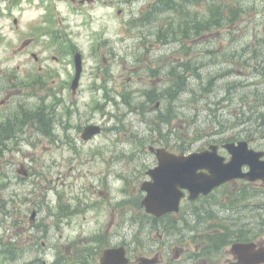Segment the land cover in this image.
<instances>
[{"label": "rangeland", "instance_id": "rangeland-1", "mask_svg": "<svg viewBox=\"0 0 264 264\" xmlns=\"http://www.w3.org/2000/svg\"><path fill=\"white\" fill-rule=\"evenodd\" d=\"M66 1L57 0L55 2L57 32H66L70 38V46L76 47V50L82 52L84 69L77 95L73 96L70 92H65L61 114L70 113L71 116L73 115L72 121L74 124L76 123L75 126L82 127L89 123H98L105 126L106 132L93 141L84 143L78 136L77 129L73 128L70 135L72 143L73 145L79 144L80 147L71 150L55 149L52 146H65L62 131L57 132L56 136L41 134L38 137L39 147L36 151L26 150L27 146H25L21 153L8 154L15 158L14 166L8 169L9 175L16 172V168L20 166L21 162L26 166L34 163V166H39L40 171L44 174L40 178L42 181L40 185L38 178L33 177L36 182L30 180L27 183L12 184L6 189L3 187L5 180L2 172L7 170L0 172V213L3 208L2 203H5L4 200H7V206L5 205L7 209L12 208L13 202L16 204L13 209L20 208L19 213L28 224L34 209L33 204H41L37 221H35V227L38 229L36 232L39 235L35 242L27 243L26 241L30 239L27 234L21 239V232H17L15 228L11 227L8 231L10 235L16 236L23 251L26 249L25 258L11 262L6 258V255H0V264H32V261L37 262L39 258L45 259L48 264H62L63 258L56 261L60 258L57 254V245L59 247L66 246L70 239H78V242L82 243L86 237L81 239L83 236L80 235L85 233H81L80 229L73 230L76 228L72 224L74 220L70 222L68 219L66 224L60 228L56 227V217L62 216L59 207L64 206L63 210L70 213L77 222L85 220L90 240L96 242L98 236H107L109 232L106 228L105 231H97L99 223H93L96 215L91 213L98 208L95 201H101L98 212L100 219L106 220L107 216H110L107 203L111 200L109 194L105 192V187L107 183H110L108 185L111 187L112 197L120 198L122 196L120 190L127 186V193H130V197L134 195L137 205L141 204L140 183L145 178L147 167L152 166L156 160L147 152L150 145L169 146L173 150L188 148L196 151L207 147L212 142H222L220 139H238L248 135V130L258 134V128L264 129V77L253 74V68L249 66L254 65L253 62L251 64L249 62L250 53L241 58L248 60V67L243 69L245 71L243 74H235L233 71L228 74H216V72L213 73L212 67L207 65L204 71L205 77L196 80L192 76H187V73L191 72L190 70H195L192 61H187L189 54L204 60L211 57V54L208 55L210 51L205 52L211 47L210 43L202 42L201 38L204 35H210L209 30H204L212 27L213 23H206V27L200 29L203 32H200L199 35L196 34L199 32L197 29L200 28V18H209L211 16L209 11H203L200 8L198 19L194 17L190 21H186L181 18L176 21H169L164 26L150 20L145 21V34L148 37L141 40L132 37L137 29L130 28L129 20L133 18L132 16H138V13L143 14L149 0H131L130 2H126V0H95L86 6L84 4L78 6L70 3L69 0ZM243 1L246 3L244 7H248V16L244 18V20H248V25L245 30L238 33L241 39L237 43L241 45L255 43L256 48L258 45L256 54L260 55L262 60L264 59V44H260V41L264 36V0ZM71 4L76 11L87 10L92 20L85 15L73 14L74 10L69 8ZM25 9L26 12L23 13L22 9L16 8L8 18L0 20L6 34L5 39L0 36V66L35 65L37 62L32 56L33 52L41 56L42 64H52L57 68L68 65L73 58L69 51L60 55L59 51L53 48L40 55L35 46H29L22 52L18 41V30L12 26L11 19L13 16H17L23 21H27L28 18H36L38 9L27 4H25ZM120 9L123 10V14L119 13ZM187 28L189 32L184 35L183 30ZM226 29L227 26L223 25L220 32H225ZM197 37L199 43L195 39ZM162 40L165 46L157 51H151L150 54L151 57L156 58L161 53L172 52L171 58L178 61V68L172 66V75L176 72L175 81H171L172 83L162 80V75L158 76L157 79H149L147 71L135 74L140 69V66L136 64L142 59V56L147 55V49H149V46L146 48L144 45L154 41L163 44ZM169 40L175 43L172 44ZM223 42L225 43L226 40ZM54 55L59 57L57 61L53 59ZM103 56L107 60L105 64L102 61ZM186 62L188 63L185 65ZM205 63L208 64V62ZM72 64L73 72L75 71L73 61ZM221 66H223L221 70L233 67L232 64H217V67L220 68ZM161 67H164L163 63ZM170 69L171 66H166L164 72L167 73ZM179 74L180 77L186 76L184 92H177L176 81ZM61 76L64 77V71L61 72ZM141 76L145 78L143 79ZM179 80L182 81V79ZM61 81L63 82V80ZM152 85H156L155 87L160 93L168 88L167 98L163 100L164 103L159 109L154 105L155 102L149 103L148 106L151 105V110L149 109L147 115L141 116L139 110L144 112L145 103L143 100L146 98L145 94L150 93L148 89L153 88ZM147 99L149 100V98ZM56 107H59L57 101ZM129 107H134L136 110L132 111ZM161 113L166 114L168 122L160 129L166 139L153 136L160 131L156 132V127L150 123L153 118L158 117ZM169 115L173 118L170 123ZM167 129H172L174 132L169 134ZM109 130H115L114 134L117 132L124 136L118 137ZM151 132H153L152 136ZM142 140L145 141L143 142L145 145L141 146L142 151H138L136 146H139ZM260 142L261 140L254 145H259ZM110 149L116 151L113 152ZM137 155L139 158H135ZM144 155L146 156L142 157ZM58 175H60L56 182L58 185L64 184L62 186L65 187L69 182L73 183L67 186L69 188L73 186L77 201L69 202V196H65V200H63L62 196L56 194L55 185L51 182ZM124 176H127L126 181L122 179ZM131 183L136 184V192H134ZM98 185L102 189V194L105 192L103 196L100 194L98 197L93 194V186L97 187ZM85 186L91 187V189H81ZM46 188L51 191L45 192ZM79 190L80 195L78 196ZM41 191L48 194L46 197L52 199L43 197ZM65 192L64 190L61 195H66ZM127 198L126 195L121 200ZM223 198L213 196L206 199L203 218L212 217L214 220H204L202 228H198L199 224L193 229L187 228L183 235H180V232L168 230L165 233L166 240H159V235H154V226L151 228L147 226L146 229H143L138 223L132 230L147 235L150 231L148 238L140 234L136 239L145 242L144 253H150L148 255L152 256L158 252L164 253L161 264H195L193 259L198 255L199 249L205 245L204 238H201L209 236L210 224L217 225L219 219H223L220 226H224L227 229V234L230 233L233 239L235 235L245 239L260 234L262 235L259 239H264V229L257 230V234L250 231L254 225L264 228V221L254 217L251 213L252 218L247 219H253L254 224L247 225L245 221L236 220L239 219V216L225 214L222 210L217 211L218 207L215 206V203L223 200ZM24 199H28L29 203H32L31 208H26ZM81 201L88 204L85 207L75 206L76 204L80 205ZM201 202H196L195 205L198 206ZM103 204L105 205L103 206ZM190 204L184 202L185 211L180 215L181 217L185 214L188 216V206L193 207L194 205ZM77 210L79 212H76ZM13 216L15 220L20 219V216L14 214ZM164 224H159L156 228L163 229ZM197 229L202 231H197ZM62 235L64 240H61ZM153 235L154 238H152ZM170 239H174L175 242L168 241ZM43 241H46L48 245L44 247ZM95 246L102 248L103 245ZM204 251L206 254L203 256V264H210L212 262L210 259H213L214 255H208L205 249ZM87 264H91V262L88 261Z\"/></svg>", "mask_w": 264, "mask_h": 264}, {"label": "flooded vegetation", "instance_id": "flooded-vegetation-1", "mask_svg": "<svg viewBox=\"0 0 264 264\" xmlns=\"http://www.w3.org/2000/svg\"><path fill=\"white\" fill-rule=\"evenodd\" d=\"M55 0H0V20L8 18L11 14L14 13L16 8L22 9L23 13L26 12L25 4L28 6H34L38 9L36 18H28L27 21L13 16L11 19L12 26L18 30L20 39V48L22 52L29 46H35L36 50L39 51L40 55L44 54L50 49H56L61 55L63 51H69L70 53L75 50L70 46L69 41L65 38V42H57V27L55 23L56 11L52 6V2ZM74 4L85 6L92 4L95 0H71ZM169 1L171 5H169ZM184 0H159L160 5V19L161 22L164 21H176L177 19H184V12L187 13L189 18L193 14V18L198 19L200 13L199 3L197 1H188V6L184 7ZM35 3V5H34ZM225 7H222L220 13L225 16H216V0L212 1V16H210V22L213 23V28H216L218 19L225 23L229 18L227 14L229 13V7H231L230 2H224ZM123 10H120V13L123 14ZM155 14V13H154ZM156 14H158L156 12ZM91 16V15H90ZM0 36H3L5 39V29L0 23ZM61 37H64L63 34H60ZM61 50V51H60ZM32 56L36 57L37 62L40 61V57L35 52L32 53ZM53 59L58 60V56L54 55ZM71 67V69H70ZM61 69L64 70V77L61 76ZM70 69V70H68ZM63 80V82L61 81ZM72 83V64L66 66H59L57 68L55 65H45V64H35V65H17V66H0V169L7 170L3 172L6 176V182H12L13 184H22L27 182L29 178H22L16 172H12L11 175L8 174V169L12 168L15 163V158L9 156V153H21L24 151V147L27 146L26 150L36 151L39 147L38 137L42 135L51 134L56 136V133L62 131L64 133L65 146L52 145L55 149H64L71 150L73 148H79V144L72 143V137H70L72 129L75 128L78 131L82 130V127L75 126L72 121V116L70 113L61 114L62 103L65 98V92H70V87ZM72 95V93H71ZM56 101L59 103V107H56ZM161 102V101H159ZM65 106V105H64ZM67 107V106H65ZM59 110L60 112H58ZM63 115V117H62ZM80 128V129H79ZM30 143V144H29ZM255 149H259L261 146L250 145ZM25 150V151H26ZM116 151L115 149H110ZM142 151V148H141ZM20 162V161H19ZM23 167L24 171L29 175L33 172L38 179L43 177L44 172L40 171L39 166H34V163H30L28 167H25V164L21 162L20 166L16 169ZM60 176H57L56 179L59 180ZM54 179V178H52ZM42 182V181H40ZM52 181L51 183H54ZM134 192H136V184L131 183ZM98 187V188H97ZM93 186L94 195L99 197L102 194V189L98 186ZM81 189H84L82 187ZM91 189V187H86V190ZM233 189L234 197L237 198L240 196V199H244V203L240 206V210L245 209V214L250 215L251 209H257V217L263 221L264 214V186L260 181H244V180H233L230 181L221 187L217 188L215 196L225 199H230V191ZM123 193L120 198L115 197L107 203V207L110 209V216H107V219H100L98 208L101 206V201L96 200V205L98 208L94 209L91 214H95L94 224L99 223L97 231L113 232L114 228L116 230L115 234L108 237L103 235L98 236V240H104L101 246H95L96 244L82 242L79 243L75 240H69L67 243V253L66 258L70 261L78 262L80 259L87 257L90 258H99L103 256L106 249H125V253L130 259L128 264H136L141 258H143L145 253L143 250L144 241L137 240L135 238L134 229L138 223L140 228L146 229L152 227L151 217L142 219V214H137L136 209V197L133 195L130 197V193H127V186L123 188ZM250 191L252 198L246 196V192ZM105 192L107 194L111 193V187L106 184ZM103 192V193H105ZM67 195H74V200L77 201V196L74 194L73 186L69 188L67 186L66 190ZM80 195V192L77 194ZM128 196L127 199L121 200L122 197ZM92 196V194H90ZM89 196V198H90ZM2 203V209L0 213V236L4 239H10L4 236V233H8L10 228H15L17 231H20L21 234H26L29 232L28 237L29 241L35 242L39 236L36 232L35 220L37 217V211L32 210V216L29 219L28 225L25 224V218L21 216L20 208L16 207L10 212V208L5 211L7 208V201ZM26 208H31L28 199H24ZM76 204L75 206L85 207L88 203ZM6 205V206H5ZM16 204L12 203V207H15ZM105 204H103L104 206ZM14 215L20 216V219L15 220ZM242 214V213H241ZM105 215V214H103ZM108 215V214H107ZM86 216V214H85ZM252 217V216H251ZM87 218V217H86ZM67 219L74 220L72 224H76V220L72 218L71 215L67 213ZM93 224V225H94ZM101 224V225H100ZM246 224L253 225V219L247 220ZM79 227V225H76ZM263 226V224H262ZM85 230L87 226L84 223ZM257 230H262L261 226L254 225L250 231H254L257 234ZM96 231V232H97ZM131 231V233H130ZM134 232V233H133ZM253 232V233H254ZM150 231L147 234L144 233V237L149 236ZM260 235H253L248 237V241H254L260 246H264V239H259ZM49 238L48 236H46ZM123 237V240L121 239ZM107 239V240H106ZM106 240V241H105ZM48 243L43 241V246H47ZM106 245V246H105ZM133 245V246H132ZM52 247H54L52 245ZM51 248V247H50ZM223 251L216 252L213 259H210L212 262L210 264H239L237 258L232 254L229 245H226L221 248ZM202 252V254H201ZM206 252H203L201 248L199 249L198 255L193 259L195 264H203V256ZM159 258L161 254L158 252L156 254ZM203 258V259H202ZM45 259L39 258L35 264H44Z\"/></svg>", "mask_w": 264, "mask_h": 264}, {"label": "water", "instance_id": "water-1", "mask_svg": "<svg viewBox=\"0 0 264 264\" xmlns=\"http://www.w3.org/2000/svg\"><path fill=\"white\" fill-rule=\"evenodd\" d=\"M77 78L73 89L78 85L82 67L81 56L77 55ZM101 131L98 125H89L83 132V138L88 140ZM231 153V160L219 155L218 145H210L202 151L189 155L170 153L166 149H154L159 159V165L151 169L149 174L152 181L144 183L143 188L148 191L144 199L147 211L160 216L167 212L178 211L184 196L182 189H187L190 199H196L201 193H208L220 184L237 177H247L252 180H264V160L260 157L264 152H256L248 148L246 141L228 143L225 145ZM249 164L250 173L242 172V167ZM234 250L239 254L241 264L264 263V248L257 249L255 244H237ZM123 249L107 250L101 259V264H126ZM157 259H145L143 264H155Z\"/></svg>", "mask_w": 264, "mask_h": 264}, {"label": "trees", "instance_id": "trees-1", "mask_svg": "<svg viewBox=\"0 0 264 264\" xmlns=\"http://www.w3.org/2000/svg\"><path fill=\"white\" fill-rule=\"evenodd\" d=\"M204 23H205V24H204ZM206 23H207V22H201V23H200V28H198L197 31L201 32L200 29H204V28L206 27ZM188 32H189V29H188V28L183 30L184 35L188 34ZM260 64L262 65V63H260ZM262 71H263V73H264V68H263ZM197 74H198V73H197ZM198 77H199V78H203V74H202V73H199V74H198ZM204 77H205V76H204ZM183 90H184L183 88H179V89L177 90V92H178V91L180 92V91H183Z\"/></svg>", "mask_w": 264, "mask_h": 264}]
</instances>
